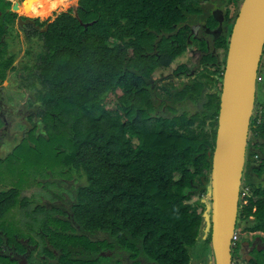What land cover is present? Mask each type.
Segmentation results:
<instances>
[{"label": "trees", "instance_id": "1", "mask_svg": "<svg viewBox=\"0 0 264 264\" xmlns=\"http://www.w3.org/2000/svg\"><path fill=\"white\" fill-rule=\"evenodd\" d=\"M187 2L78 0L77 16L70 9L45 31L35 30L42 48L27 68L35 94L31 101L41 109L18 145L24 147L28 139L50 145L41 151L56 158L44 177L56 173L84 180L71 204L81 233L65 237L101 232L159 264L186 260L195 237H202L201 213L187 200L189 193L206 190L219 112L216 83L223 69L204 67L202 80L192 79L175 91L151 78L187 50L185 32L178 31L194 12ZM227 42L228 34L216 46L226 52ZM218 62L212 51L201 58L204 65ZM0 64L6 68L9 61ZM181 69L186 66L176 71ZM118 89L115 109L107 108L105 99ZM157 96L188 100L198 109L189 112L174 103L162 109ZM20 147L6 163L0 161L18 164L24 178L26 161L32 163V155L40 152ZM11 186L0 192L7 205L19 200V186ZM242 187L250 195L243 196L241 216L250 221L249 230L263 228L264 106L251 116ZM256 264H264V256Z\"/></svg>", "mask_w": 264, "mask_h": 264}, {"label": "flooded vegetation", "instance_id": "2", "mask_svg": "<svg viewBox=\"0 0 264 264\" xmlns=\"http://www.w3.org/2000/svg\"><path fill=\"white\" fill-rule=\"evenodd\" d=\"M23 1L25 0H0V61L2 59L3 61H9L6 68L1 64L0 67L13 73L11 79L0 75V111H2L0 119L3 130L10 124L9 121H5L3 114L19 113L20 110L17 108L23 102L22 100L26 96L31 97L33 93L30 86L32 74L28 71L27 66L30 65L29 62L34 61L37 52L39 53L42 48V38L39 33H35V30L38 32L45 31L48 23L55 18L48 17L40 21L37 16L30 17L22 13L24 6L21 5ZM240 1L242 0H188L187 4L192 6L194 12L188 15L184 23H181L178 31L185 32V42L191 46L188 47L190 51L198 55V64H202L201 58L207 51L212 49V52L216 55V49L221 48L216 46V42L222 36L229 34L234 22L231 18L235 20ZM44 3L30 4L27 2L26 7L36 6L30 12L46 16L56 7L66 4V1L49 0L45 3L46 5ZM44 5L45 12L43 11ZM76 10H72L74 15L75 12L77 13ZM62 12L66 11H61L56 16ZM231 12L233 13L230 16ZM25 43L26 47H24ZM12 45H16L14 50L9 48ZM21 48L22 50H20ZM26 49H28V53H26ZM187 68L176 71L175 75L188 77L189 74L194 73L193 69ZM153 73L151 78L156 80L152 76ZM258 77L260 79L257 80V86L259 82L264 80V48L259 60ZM6 80L9 81V84H12L10 87L15 86L16 89L23 92V95L25 92L24 98L19 99L16 90L14 94H11L8 88L9 84L4 85ZM191 80L184 82L189 83ZM22 82L28 85L25 87ZM157 85L159 84L157 83ZM6 88L8 89L4 92L3 90ZM263 91L264 85L260 90L256 87L253 114L260 113L264 106L263 102L259 103L260 106L257 104L259 101L258 93H263ZM9 96L14 99L16 107L13 106V108L12 104L7 102L6 98ZM29 102L34 103L30 100ZM37 111L27 116V120L32 123V126L38 119L34 117ZM58 177V174L53 173L51 177L47 176L45 179L56 180ZM72 180L76 182L75 178H72ZM74 190H68L62 186H51L50 184L39 187V190L35 192H26L19 187L17 194L19 201L15 202V208L23 213V217L27 216V219L21 221L19 227L10 228L14 218L8 219V217L0 214V264H82L81 257H89L84 259L86 260L84 264H145L146 262L159 264L141 251H132L128 247L125 248L114 241V237H107L101 232L88 234V237H65V235L81 233L80 225L76 222L73 214L71 216L73 220L69 219V215L67 216L62 209L66 205H69V208L72 209ZM56 202L62 203V206L59 207L55 204ZM27 207L29 208L26 209ZM8 208L9 206H6L5 202L0 201V212ZM201 216L204 232L207 223L203 213H201ZM33 219L37 220L38 224L33 223ZM238 220L240 221L239 212ZM242 227L246 235H238V240L232 243L230 251L231 264H256L264 256V227H254L252 230H249L243 224ZM208 233L210 234V229ZM195 238L196 242L187 251L186 260L182 258L179 264H214L211 237H203L202 234V237ZM207 239L208 241H206Z\"/></svg>", "mask_w": 264, "mask_h": 264}, {"label": "water", "instance_id": "3", "mask_svg": "<svg viewBox=\"0 0 264 264\" xmlns=\"http://www.w3.org/2000/svg\"><path fill=\"white\" fill-rule=\"evenodd\" d=\"M263 48L264 0H242L228 34L215 145L209 152L211 167L206 189L210 203L204 217L206 229H210L214 264H231L232 236L240 210V189Z\"/></svg>", "mask_w": 264, "mask_h": 264}, {"label": "rangeland", "instance_id": "4", "mask_svg": "<svg viewBox=\"0 0 264 264\" xmlns=\"http://www.w3.org/2000/svg\"><path fill=\"white\" fill-rule=\"evenodd\" d=\"M47 1L49 0H41L39 1V3H47ZM66 4L61 5L59 7H56V9L52 10L50 12V14L46 15V16H40L41 14L37 15V14H33L32 12H30L31 9H35L36 6L33 7H26L27 5V0L22 2L21 6H24L22 8V13L30 16V17H38L40 19V21H43L45 19H47L48 17L53 19L54 17H56V15L61 12V11H67V10H76L78 7V0H65ZM34 3V2H33ZM38 3V2H37ZM36 3V4H37ZM43 11L45 12V5L43 6ZM43 12V13H44ZM233 12L230 13V16ZM44 15V14H43ZM16 47V45H12L9 48L11 50H14ZM24 47H26V43L24 44ZM41 47H42V43H41ZM188 47H191L188 45ZM187 47V50L185 52H183L180 56H178L176 58V60H174L169 66L167 67H160L157 68L154 73H153V78L156 79L157 83L159 84L158 86L162 85H166L168 87H170L171 91H175L178 88L182 87L183 84L185 83L184 81H188L190 79H203L200 71L202 68L207 67L209 70L211 69H223V65H224V59H225V50L224 48H220V49H216V56L219 60L218 65H212V64H208V65H204V64H198L197 62V56L195 53H192L190 51V48ZM22 50V48L20 49ZM209 51H212V49H210ZM26 53H28V49H26ZM185 65L186 67H188L187 69H193L194 73L193 74H189L188 77L187 76H176L175 72L178 69V67L180 65ZM259 72H261V70H259ZM12 72L10 73L9 71H5L4 68L0 67V75L1 77H10V79L12 78ZM9 81H4V85H8ZM12 84H9L8 88L10 90L11 94L15 93V90L18 92V98H24L23 92L19 89H16L15 86L12 88L10 87ZM23 86H27V83L22 82ZM264 85V80L258 83V88L259 90L262 89ZM216 87L217 89H221V78L217 79V83H216ZM6 88L5 90H3L4 92L7 91ZM30 93V92H29ZM121 93L120 89H118L115 93H111L108 95V97L105 99V104L107 106V108L109 109H115L116 107V101H117V94ZM8 94V93H7ZM6 94V95H7ZM33 95H35L34 93L31 94V97L26 96L25 99H23L21 105L18 106L17 109L20 110L19 113H15L12 114L10 113L9 115H4V119L6 122H10L9 126L4 128L3 130V126H2V121L0 119V159H7V155L12 152V150L15 148V150L19 149V145L21 140L23 139V137H27L28 135V130L29 128L32 127V123L28 122L27 120V116L31 113H34L37 110H40L41 107L40 105H37L36 103L31 104V102H29V100H33ZM28 97V100H27ZM169 98L167 99L166 97H160L157 96V103H159L162 106V109H164L167 105L174 103L173 106L178 107V108H184L189 112H194L195 110H197V106H195L193 103H191L190 101L187 100V103H183V102H174L170 100L171 96H168ZM258 105L260 106V104L263 102L264 103V91L259 92L258 93ZM7 102L9 104H12V107L15 106L14 105V99L12 97H7ZM260 103V104H259ZM16 107V106H15ZM14 108V107H13ZM258 110V108H257ZM13 111V110H12ZM0 116H2V111H0ZM34 117L37 118V116L34 114ZM34 118V119H35ZM37 125H39L38 130L43 132V127H41V123H38ZM27 143V144H26ZM25 143L24 147H20L22 150H29L30 152L31 150L33 151H37L40 153H34L32 155L33 158V162L29 164V160L26 161V166H28V168L25 169V177L21 178V173L19 172L18 169V164H16L15 166L11 165H4L2 164V162L0 161V190L4 191L10 188H7L11 185L15 186V184H17L20 189L25 190L26 192H32V191H38L39 187H43L45 185V183L50 184L51 186H62V187H66L68 190H73L76 188V186H78L79 184H82L84 182L83 179L81 180H77L76 182H73L72 178H67L65 176H59L58 178H56V180H47L45 179V177L43 176V173H48L51 170L49 169V167L47 166L48 163H52V161L56 158V155L51 153V154H45L42 153L41 149H45V148H50V145L48 143H42L41 142V146L36 143V141L34 140H29ZM55 146V144H54ZM29 148V149H28ZM52 148V147H51ZM7 161L5 160V163ZM41 172V174L38 175V173L36 172ZM208 183V180H207ZM206 183V186H207ZM47 185V184H46ZM12 188V187H11ZM244 192L247 195H250V190L249 188H244ZM27 195V194H26ZM244 194H241L239 197V205H240V209L242 207L241 202L242 201L241 197ZM19 201V200H18ZM188 203H190L192 206H194L196 208V211L199 213H203V216H205V211L207 206L210 203V198L207 192V189L205 191H200L197 190L194 193H189V199L187 200ZM55 204L62 206V203L60 202H56ZM6 206H9L8 209H6L3 212H0L1 215H4L5 217H8V219H13V224L10 226V228H17L19 227V224L21 221H26L27 216L23 217V213L15 208L16 204L15 201H13L12 203H10V205L5 204ZM30 207V206H29ZM29 207H27L26 209H28ZM25 209V208H24ZM62 209L64 210L65 214L68 216L69 219H72V209L69 208V205H66L65 207L63 206ZM241 211L239 210V217H240V221H237L236 224V228L235 230L239 232L240 236H245L246 233H244L243 231V226L246 225V227H249L250 225V221L247 219H244L241 216ZM26 218V219H25ZM252 218V219H251ZM251 220H253V217H250ZM73 220V219H72ZM33 223H37V220H32ZM245 223V224H244ZM206 230V231H205ZM203 232V237H207V233H208V229H205ZM239 238V237H238ZM243 263V262H242ZM145 264H151L149 262H146Z\"/></svg>", "mask_w": 264, "mask_h": 264}, {"label": "built area", "instance_id": "5", "mask_svg": "<svg viewBox=\"0 0 264 264\" xmlns=\"http://www.w3.org/2000/svg\"><path fill=\"white\" fill-rule=\"evenodd\" d=\"M258 79H260V77L257 76V80ZM242 188L243 187H241V189H240V195L241 194H244L243 196L247 195L244 191L242 192V190H243ZM243 196L241 197V199H242V201H244L243 203H246V200H245V198H243ZM238 235H239L238 231L235 230L233 233V236H232V242L233 243H235L238 240Z\"/></svg>", "mask_w": 264, "mask_h": 264}, {"label": "bare ground", "instance_id": "6", "mask_svg": "<svg viewBox=\"0 0 264 264\" xmlns=\"http://www.w3.org/2000/svg\"><path fill=\"white\" fill-rule=\"evenodd\" d=\"M61 2L63 1L64 2V0H60ZM45 4V3H44ZM46 5V4H45Z\"/></svg>", "mask_w": 264, "mask_h": 264}]
</instances>
